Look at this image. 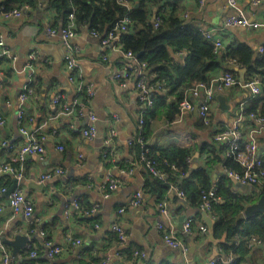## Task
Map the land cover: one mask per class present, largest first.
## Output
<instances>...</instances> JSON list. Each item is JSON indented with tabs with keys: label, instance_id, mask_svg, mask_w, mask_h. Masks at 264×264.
Here are the masks:
<instances>
[{
	"label": "crops",
	"instance_id": "obj_1",
	"mask_svg": "<svg viewBox=\"0 0 264 264\" xmlns=\"http://www.w3.org/2000/svg\"><path fill=\"white\" fill-rule=\"evenodd\" d=\"M119 1L133 9L140 0ZM145 2L150 7L152 18L160 4H163L161 12L164 13L169 12L173 5H177L180 7L178 12L180 18L188 19V23L200 31H211L221 37L223 47L216 51L212 40L203 36L218 53V59L223 60L222 66L210 75L212 78L210 83L206 84H212L225 72L231 73L240 81V84L222 89L218 82H214L216 92L211 101L208 123L200 118L198 111V106L205 100V95L195 97L191 94V90L199 83L185 90L183 99L179 101L177 95L163 88L160 81H152L158 86L157 96L159 94L160 99L147 120L149 126L146 143L157 152L174 147L189 150L186 174H179V180L187 187V197L203 184L218 189L223 186L229 189L231 194L244 198V201H241L244 220L254 215L258 218L264 217L263 213H254L251 217L245 214L247 206L257 202L264 195V184H243L244 186L240 188L237 182L228 178L224 165L227 156L222 152V143H217L215 139L218 132L231 126L236 118L243 115L241 125L245 141L256 126L249 114L255 112L264 115V75L259 73L260 69L253 70L240 61L237 63L229 57L225 59L223 57L231 47L247 45L254 49L256 57L261 58L264 54V30L227 26L226 18L236 11L228 0H162L158 3L145 0ZM237 7L244 11L250 21L264 18V0L258 3L254 0H237ZM22 8H25L26 13L21 18L5 19L0 16V32L13 56L11 61L0 60V113L7 120L4 126H0V141L5 139L18 147L25 141L18 127L17 112L19 95L28 84L24 68L29 54L34 50L39 54L35 74L37 89L26 104L27 115L34 120L28 125L37 128L47 121L43 128L45 132L57 127L60 133L57 138L51 136L48 138L45 143L46 151L42 156L29 154L25 156L23 162H15L20 171L23 169L21 179L7 172L0 176V183L8 189L17 182L16 188L20 187L35 205L33 218L28 219L21 213L15 214L9 197L5 193L0 194V236L5 234L6 238L14 239L18 234H30L31 243L38 248L43 245L44 240L37 230L44 224L48 227L49 237L55 244L67 246L65 244L67 235L81 239L80 246L73 244L74 247H65L56 259V264H208L218 256L228 257L232 252L226 254L222 250L220 244L226 241V236L216 234V218L213 211L207 212L215 221V240L210 238L209 225L203 216L206 210L190 203L186 197L178 196L173 190L169 189L162 196L150 190L148 184L152 177L147 168L138 162L132 147L134 139L139 143L143 140L141 138L140 141V120L143 119L146 124V119L142 118V103L135 87L136 78H131L128 87H123L115 78L116 74L128 68V60L110 46H103L102 37L93 36L88 23L79 25L74 19L76 35L72 38V44L79 68L76 71H69L64 59L65 47L61 35L52 36L47 30L48 25L55 28L67 27L69 19L67 18L65 25H62L60 19L62 17L54 9L52 0H37L34 5H25ZM170 52L173 59L185 65L182 59V55L185 54L183 50L178 54L171 48ZM144 73L151 80L156 77L149 75L147 69ZM70 76L83 78L94 85L95 95L87 100L89 110L97 116L98 132L94 138H85L80 131H75L89 124L88 115L80 119H49L56 112L52 98L62 94L66 100H71L75 96L76 82H71ZM252 78L261 80L260 92L256 95L243 86ZM184 99L189 100L193 108H182L180 105ZM8 101L11 102V106L8 105ZM112 124L116 130L112 144L115 147L113 160L105 156L109 148L106 140ZM256 140L258 153L264 158V132L256 134ZM59 141L64 147L62 151L56 149ZM13 152L15 155L18 151ZM80 155L83 159H80ZM8 156L9 152L0 145V165L9 158ZM7 161L12 162L9 159ZM122 166L132 167L130 168L132 172L128 175L122 173ZM57 167L63 168L65 174L39 182L40 174ZM108 172L119 178L122 185L106 196ZM29 181L44 184V188L36 189ZM139 191L143 193L142 203L138 206H128L130 199ZM74 199L85 201L86 204L99 205L94 220L72 221L74 212L70 218L65 216L66 201ZM161 202L167 204L170 213L168 217L161 213L159 206ZM123 206H127L126 210L119 213ZM183 217L185 219L181 227ZM188 218L195 220L191 234H186L183 230L184 222ZM32 221L38 222V228L33 233L30 231ZM116 222L121 224L128 234L126 250H130V255L120 257L117 254L119 248L112 238L114 235L112 227ZM159 223L170 227L185 243L187 250L167 245L157 228ZM201 224L208 227L206 233L199 231L198 226ZM238 234L236 243L239 242L238 246H245L238 255L241 264H264V237L257 239L255 234H250L251 236L243 232ZM8 247L12 254V247ZM133 250L143 251L146 257H132ZM30 257L26 247L21 249L15 262L29 264ZM48 263L49 260L46 264ZM223 263L226 264L224 261Z\"/></svg>",
	"mask_w": 264,
	"mask_h": 264
},
{
	"label": "built area",
	"instance_id": "obj_2",
	"mask_svg": "<svg viewBox=\"0 0 264 264\" xmlns=\"http://www.w3.org/2000/svg\"><path fill=\"white\" fill-rule=\"evenodd\" d=\"M255 3H258L260 0H254ZM230 6H232L236 11L234 14L228 16L226 18L225 24L227 26H241L247 29H263L264 30V18L257 21H250L244 11L237 7V0H228ZM25 8H14L13 10L0 12V16L5 19H16L21 18L25 14ZM69 25L64 28H55L51 25H48V32L50 35H61L63 44L65 47V62L67 69L69 71H76L79 68V63L77 57L75 55V48L72 44V38L76 35L75 29V15L74 13L69 14ZM155 25L159 24L161 21V16L155 17ZM133 25L132 20L128 16H124L118 22L114 24V26L110 29V31L103 35L96 31H91L92 35L101 38V43L103 46H110L111 49H115L119 52L124 58L128 60V68L116 74V80L120 81L123 87H128L130 84V80L132 77L136 78L135 87L137 89V95L139 101L142 103V107L144 108H151L155 103L156 92L158 91V86L152 83L149 77L144 73V70L147 69V63L141 62L132 50H127L124 48L123 43L121 41V35L128 32L130 26ZM203 34L205 37L212 40L215 50L220 51L223 47V40L221 37L215 35L211 31L204 30ZM112 49V50H113ZM263 51V50H262ZM38 51H32L28 56V62L24 70L27 73L28 84L22 90L19 95V109L17 112L18 117V127L20 132L24 135L25 141L18 147L15 144H10L7 140H1L0 145L5 151L9 152V160L12 162H23L26 155H40L42 156L46 149L45 143L48 138L54 137L57 138L60 131L57 127L52 128L49 132L44 131V126H46L47 121L42 123L40 127L31 128L28 123L33 122V118L29 117L26 112V104L30 96L33 94V87L32 83L35 80L36 68L38 64ZM13 56L11 51L8 49V46L5 43L4 36L0 32V60H12ZM69 80L71 82H76V93L74 98L71 100H66L65 95L58 94L54 98H52V103L56 106L55 114L49 119H60V118H77L80 119L86 115L89 116V124L84 128L75 131H80V134L85 138H94L98 132V128L96 125L97 116L93 111L89 110V106L81 101V97L79 94L86 93L89 97H93L95 95V88L91 82L84 80L83 78H76V76H70ZM214 82H218L220 84V89L225 87H230L236 84H240L231 73L225 72L218 79H215ZM212 84L208 85L206 83H199L191 90V94L195 97H199L202 94L205 95V100L202 101L198 106V111L200 118L205 122H209V111L211 107V101L215 97L216 86ZM260 85L261 80L259 78H252L243 84L244 87L248 88L253 95H256L260 92ZM180 106L184 109H191L193 105L187 99H184ZM8 105L11 106V102L8 101ZM242 108V113H243ZM243 115H240L236 118L232 125L221 130L215 136L216 141L222 143L225 146L224 153L227 157L233 156L235 160L241 165L240 171H235L232 169H226V176L231 178L235 182H240L244 185H261L264 184V158L261 157L258 153V143L256 140V134L264 132V115L257 114L252 112L249 114V117L255 121L256 126L253 127L249 137L247 140L244 141V134L241 125V120L243 119ZM142 118L143 115H142ZM7 123L6 118L0 113V126H4ZM144 124L143 119L140 120V129H142ZM115 127L112 124L109 128L108 139L106 143L109 145L108 151L105 154L107 158L113 160L115 147L112 146L113 140L115 138ZM141 141V139H140ZM57 150H63V144L61 141L58 142L56 145ZM13 151H18L17 154L14 155ZM147 152V149H146ZM6 161L0 165V176L2 173L7 172V174H14L18 179L22 178V170L19 168H15L11 161ZM80 159H83V156L80 155ZM143 166H145L150 173L152 178H159L164 182H169L170 175L168 172L161 170L158 168V164L155 160L148 158L144 153L141 156L140 162ZM121 172L128 175L132 172L130 168H123ZM5 174V173H4ZM65 170L61 167H57L52 170H47L40 174L39 182H45L46 180L51 179L55 175H64ZM1 181V179H0ZM122 185V181L117 178L112 172L107 173L106 184L105 188L107 189L106 196L109 193L114 192ZM8 188L3 186L0 183V194H6L8 192ZM170 190L175 191L178 196L185 197V194L182 190H180L177 186L170 185ZM216 187H212L208 191H204L202 196V204L201 208L206 211H212V204L213 200H219L216 194ZM10 205L12 210L15 214L21 213L26 218L32 219L35 213V205L30 197H28L20 187L15 188L10 194ZM143 193L141 191L137 192L129 202L128 206H138L142 203ZM161 208V213L168 217L170 215L169 210L167 208L166 202H161L159 204ZM127 206H123L119 209V213H123L126 210ZM99 209L98 204H94L91 211H86L85 214L93 215ZM82 210V204L80 203V199H74L71 201H66L65 203V216L70 218L75 211L80 212ZM32 224H36V222L32 221ZM31 224V227H32ZM195 224V220L193 218H188L184 222L183 230L186 234H191L194 230L193 226ZM30 231L36 232V229L33 228ZM45 225L42 224L39 226L37 230L39 234L43 237V246L45 247V255L49 260L48 264H56V259L62 252L65 250V247H74V245L80 246L81 239L74 238L71 235H67L64 246L62 244H55L52 240L46 239V230ZM158 230L161 232L164 241L167 245L174 247V248H181L183 250H187V246L184 242H182L175 232L170 227H165L164 223H159L157 225ZM198 229L201 233H206L208 231V227L204 224L198 226ZM113 232L118 237V248H124L128 246V234L125 228L119 224L115 223L112 227ZM30 235V234H29ZM74 244V245H73ZM238 246L239 242L236 243ZM27 249L31 251V257H37L38 252L36 247H34L31 240L27 245ZM0 253H1V260L0 264H16L13 255L10 253L8 245L4 244L0 239ZM117 254L120 257L125 256L122 251H118ZM133 256H141L143 258L146 257V254L143 251L133 250ZM236 255L231 253L228 257L225 256H218L208 262V264H216L219 260L226 262V264H230L236 259ZM38 264V263H35Z\"/></svg>",
	"mask_w": 264,
	"mask_h": 264
},
{
	"label": "trees",
	"instance_id": "obj_3",
	"mask_svg": "<svg viewBox=\"0 0 264 264\" xmlns=\"http://www.w3.org/2000/svg\"><path fill=\"white\" fill-rule=\"evenodd\" d=\"M36 1L0 0V12L10 11L14 8H22L25 5L31 6ZM150 1L158 3L162 0ZM52 4L59 16L63 18H60L62 25H65L64 23L67 21L69 14L74 13L75 21L79 25L88 23L90 31L102 32L101 34L109 32L116 22L124 16H128L132 20L133 25L130 26L128 32L121 35L124 48L136 53L141 62L147 61L148 74L154 77L156 76L154 79H150L151 82L154 80L160 81L163 88L165 87L168 92L177 95V100L179 101L183 99L184 91L193 88L197 83H210L212 79L210 75H212V72L222 66L221 63L223 60L218 59V53L214 51L213 46L205 39L203 30L200 31L198 28L189 24L188 19L183 20L180 18L178 15L180 7L177 5H173L169 12L164 13L161 12L163 4H160L161 6L158 8L154 17L161 16V21L155 25V19L151 17L150 7L146 4L145 0H140L133 9H129L119 0H52ZM171 48L177 51L178 54L182 50L185 52L182 55L185 65H182L172 58ZM223 57L224 59L229 57L232 61H237V63L240 61L243 64L249 65L253 70L260 69L259 73L264 75V54L261 58L256 57V52L252 47L247 45L233 46ZM230 71L235 73L233 70ZM32 87L34 95L37 89V81L32 83ZM79 96L81 97V101L88 105L87 100H90L91 97L85 92L79 94ZM159 99L160 95L158 94L157 96L156 92V104L151 108H144L142 110V115L146 119V124L144 123L140 134V139L143 138V140L139 143L135 142L134 139L132 142L133 150L136 152L138 162H140L141 156L145 153L148 158L156 161L158 168L168 172L170 175L169 182H164L159 178H152L148 184L151 191L162 196L170 189V185H174L184 192L185 197L190 203L201 207L204 191H208L212 187L208 184H203V186L190 192L187 197V187L179 180V174H186L189 150L174 147L170 150L157 152L146 143L148 141L149 126L147 120L152 109L157 106ZM142 142L144 143L143 145ZM221 145L222 152H224L225 146L223 144ZM11 163L15 168H19L17 163ZM224 165L228 169L235 171L241 170V165L233 156L226 157L224 159ZM122 167L125 168L124 166ZM127 168L132 167L127 166ZM216 194L219 200H213L211 202L212 211L216 218V234H224L226 236V241L220 244L222 250L226 254L232 252L237 256L235 261L230 264H241L238 255L242 252V247L245 246H236V237L240 232L246 233L249 236H251L250 234H255L254 236L257 239L264 237V217L258 218L257 215H254L250 219L244 220L242 218L244 208L241 204L244 198L231 194L229 189H225L223 186L220 189L217 187ZM223 199L226 201L224 202ZM80 203L82 204V210L74 213L72 221L94 220L95 214H85L86 211H91L94 204H86L82 200H80ZM33 228L37 230L38 222L32 224L31 229ZM44 228L46 230V239L51 240L52 238L49 237L48 227L45 226ZM112 238L118 245V237L115 233ZM127 248L128 246L124 248L119 247L118 251H122L125 256L130 255V250L127 251ZM35 250H37L38 256L30 257L29 264H46L48 259L45 255V247L40 245ZM31 251L32 249L28 250L30 256ZM216 264L224 263L222 260H219Z\"/></svg>",
	"mask_w": 264,
	"mask_h": 264
},
{
	"label": "water",
	"instance_id": "obj_4",
	"mask_svg": "<svg viewBox=\"0 0 264 264\" xmlns=\"http://www.w3.org/2000/svg\"><path fill=\"white\" fill-rule=\"evenodd\" d=\"M31 183H33L34 188L42 190L44 188V184H40V183H35L34 181H29ZM17 182L14 183L13 186H11L8 190V192L6 193V196H9V194L16 188ZM238 187H243L244 185L242 183L237 182ZM254 213H263L264 214V195H262L260 197V199L255 202L250 204L249 206H247V208L245 209V214L247 217H251ZM203 216L205 217V219L207 220V223L209 225V230H210V238L212 240H215L214 238V219H212L208 212H203ZM185 217H183L181 219V227H182V222L184 221ZM1 236H3L1 238V241L12 247V254L15 260H18V255L19 252L21 251V249L26 248L27 245L29 244L30 236L28 234H18L14 237V239H8L6 238L5 234H2ZM0 236V237H1Z\"/></svg>",
	"mask_w": 264,
	"mask_h": 264
}]
</instances>
